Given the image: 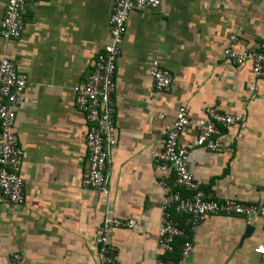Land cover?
<instances>
[{
  "label": "crops",
  "instance_id": "0c3cea01",
  "mask_svg": "<svg viewBox=\"0 0 264 264\" xmlns=\"http://www.w3.org/2000/svg\"><path fill=\"white\" fill-rule=\"evenodd\" d=\"M5 4L0 0V20ZM111 6L112 0H39L23 10L20 37L0 36V60L10 58L28 78L13 126L25 200L16 205L0 194V264H10L14 253L23 256L19 264H99L98 227L106 214L137 223L110 232L117 264L175 257L157 243L160 182L182 197L190 192L174 186L171 164L153 153L178 106L196 119L209 108L242 114L235 126L219 125L221 148L196 145L193 126L179 143L204 193L264 204V78L253 75L250 61L238 65L223 55L229 45L261 48L264 0H160L154 9L131 10L114 73L109 193L82 185L87 122L73 89L110 41ZM231 35L237 40L230 44ZM153 61L170 70L168 90L154 88ZM172 216L193 245L186 264H264L253 251L264 236L260 217L209 215L191 231L185 215Z\"/></svg>",
  "mask_w": 264,
  "mask_h": 264
},
{
  "label": "built area",
  "instance_id": "2783aa9c",
  "mask_svg": "<svg viewBox=\"0 0 264 264\" xmlns=\"http://www.w3.org/2000/svg\"><path fill=\"white\" fill-rule=\"evenodd\" d=\"M39 0H6L0 20V36L4 39H16L21 35L23 10ZM160 0H112L109 16L110 41L99 51L93 66L83 83L74 87V103L87 122L85 135L87 171L82 185L101 195L107 196L110 174L111 149L116 143L115 108L113 91L115 88L114 73L116 61L121 53V45L127 28V21L134 8L158 7ZM237 37L230 36V44ZM260 49L235 50L226 46L223 55L236 64L250 61L251 71L256 78H264V34L259 36ZM150 75L156 90L170 88L172 74L170 70L153 61ZM28 78L19 72L15 62L10 58L0 60V194L12 204L24 203V178L21 174L22 151L14 132L15 108L24 100V90ZM242 120V114L223 113L215 108L207 110L205 118L196 119L189 115L185 106H178L175 117L165 126V137L160 149L153 153L154 159L171 164L173 184L190 192L182 197L178 190L169 188L166 181L160 182L163 189L160 202V220L157 243L162 250L173 253L175 240L180 238L176 259L158 255L155 264H186V258L193 245L188 233L173 218L172 211L186 216L189 230L194 231L197 225L209 215L251 218L258 216L264 224V204L242 201H219L210 194L204 193L188 167V149L181 146L179 136L186 127L196 129V145L216 150L222 147L215 137L219 125L235 126ZM136 222L130 219L106 214L98 227L97 257L99 264H117L115 247L110 240L114 228H133ZM264 263V236L253 248ZM23 256L14 253L10 264H19Z\"/></svg>",
  "mask_w": 264,
  "mask_h": 264
},
{
  "label": "trees",
  "instance_id": "16d2710c",
  "mask_svg": "<svg viewBox=\"0 0 264 264\" xmlns=\"http://www.w3.org/2000/svg\"><path fill=\"white\" fill-rule=\"evenodd\" d=\"M178 251H179L178 248L174 250V253H176V254H175V257H174V256H171L173 259H176V257L178 256ZM174 253H173V254H174Z\"/></svg>",
  "mask_w": 264,
  "mask_h": 264
},
{
  "label": "water",
  "instance_id": "95a60500",
  "mask_svg": "<svg viewBox=\"0 0 264 264\" xmlns=\"http://www.w3.org/2000/svg\"><path fill=\"white\" fill-rule=\"evenodd\" d=\"M247 228H248V225L246 226V230H247ZM246 233V232H245Z\"/></svg>",
  "mask_w": 264,
  "mask_h": 264
}]
</instances>
